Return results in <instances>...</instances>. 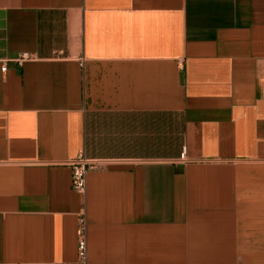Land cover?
I'll use <instances>...</instances> for the list:
<instances>
[{
    "label": "crops",
    "instance_id": "obj_1",
    "mask_svg": "<svg viewBox=\"0 0 264 264\" xmlns=\"http://www.w3.org/2000/svg\"><path fill=\"white\" fill-rule=\"evenodd\" d=\"M81 214L87 264H264V0H0V264Z\"/></svg>",
    "mask_w": 264,
    "mask_h": 264
},
{
    "label": "built area",
    "instance_id": "obj_2",
    "mask_svg": "<svg viewBox=\"0 0 264 264\" xmlns=\"http://www.w3.org/2000/svg\"><path fill=\"white\" fill-rule=\"evenodd\" d=\"M34 56L31 54L23 53L16 58L10 60L18 65L27 60H33ZM2 72L6 71V65L1 68ZM185 147L182 148L180 159L184 160ZM67 166L70 168V186L71 190L78 195H84L86 192V178L87 174L95 169H98L101 164L96 160H89L85 157L83 151L78 156L67 162ZM76 250L77 261L76 264H87L88 252H87V221L85 214H81L77 221L76 227Z\"/></svg>",
    "mask_w": 264,
    "mask_h": 264
}]
</instances>
